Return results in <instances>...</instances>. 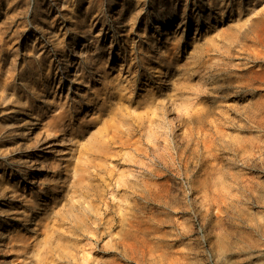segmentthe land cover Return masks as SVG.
<instances>
[{
    "label": "rangeland",
    "instance_id": "rangeland-1",
    "mask_svg": "<svg viewBox=\"0 0 264 264\" xmlns=\"http://www.w3.org/2000/svg\"><path fill=\"white\" fill-rule=\"evenodd\" d=\"M250 69H264V0H0V264L36 262L55 231L33 264H264ZM166 143L181 154L139 201L149 232L73 230L83 209L128 202L135 147ZM82 166L96 175L83 195Z\"/></svg>",
    "mask_w": 264,
    "mask_h": 264
},
{
    "label": "bare ground",
    "instance_id": "bare-ground-1",
    "mask_svg": "<svg viewBox=\"0 0 264 264\" xmlns=\"http://www.w3.org/2000/svg\"><path fill=\"white\" fill-rule=\"evenodd\" d=\"M183 23L180 22V26ZM251 70V69H250ZM249 70V71H250ZM253 70V69H252ZM251 70V71H252ZM251 80H260L262 81L264 79V69L262 70H254L251 72L250 76ZM248 85V84H247ZM246 85L247 89L248 86ZM115 97V96H114ZM119 98V96L117 97ZM116 99V98H115ZM117 101V100H116ZM119 101V100H118ZM113 102V101H112ZM120 102V101H119ZM118 102V103H119ZM115 103V102H114ZM116 104V103H115ZM120 108V105H119ZM122 108V107H121ZM56 110V109H55ZM118 111V110H117ZM119 114L116 115H123V113L121 111L118 112ZM122 113V114H121ZM114 115V113H113ZM247 117L252 118V120L254 122H256L257 124L263 123L264 122V99H262L261 97H258L255 99L254 101V105L252 106V111H248L247 112ZM63 116V115H62ZM115 117V115H114ZM111 118V117H110ZM121 118V116H120ZM123 119V118H122ZM127 124L128 121L126 120ZM101 126H99L101 128V133L103 134L102 136H106V132L108 129L107 125L110 124H103L100 123ZM99 124V125H100ZM131 124V123H130ZM132 125V124H131ZM134 125V124H133ZM86 126V125H85ZM130 127V126H129ZM128 127V128H129ZM84 128V127H83ZM127 128V129H128ZM131 129H134L133 127ZM150 130V129H149ZM158 130V129H156ZM98 132V131H97ZM132 132V131H131ZM149 132V131H148ZM153 133V131H151ZM155 132V131H154ZM48 133V131H47ZM159 133V132H158ZM129 134V133H128ZM132 134V133H131ZM150 134V133H149ZM161 134V133H160ZM160 134L157 135V137L160 136ZM151 135V134H150ZM152 136H155V133L152 134ZM88 137V136H87ZM101 137V136H100ZM190 137V136H188ZM110 138V137H109ZM147 138H149L147 136ZM162 138V137H161ZM105 139V138H104ZM112 139V138H111ZM164 139V138H162ZM154 140L152 139V142ZM164 141H166V139H164ZM149 142V141H148ZM165 143V142H164ZM110 139L106 138L105 140H103L102 145V154L103 156H108L111 154H117L114 153L111 149H110ZM126 144V143H125ZM134 144V143H133ZM146 144V143H145ZM153 144V143H151ZM99 145V147L101 146ZM112 145V144H111ZM124 145V144H123ZM135 145V144H134ZM154 145V144H153ZM153 145H146V147L144 149L139 148V147H135L133 149L134 151V157L130 158V161L132 162L131 164V171H129V175H130V179H125L124 185L127 189V191L129 192V200L128 202H124L126 203L124 207H120V205L116 208V211H113V207L115 206L114 203H110L106 202V204L104 205V207L102 208V212L101 214L97 213L96 210H94L93 208L95 207H90L89 209L85 210L83 209V214L81 215L82 218L84 220H80V221H76L74 219L73 216V225H71V227L73 228V230L75 231H79V232H98V228L101 227L102 225L107 226L106 228L111 229L113 227H115L116 225H118L120 227V229L124 230L125 232H147L149 229V224H148V220L149 217L147 215V213L145 212V210H143V205L140 206L141 204L139 203V201H142L143 203H148L152 197H153V193H152V187H162L165 184V181H159V182H152L151 181V177L152 176H156L158 178H162L163 176V170L166 169V167L169 164V161L171 160V162L174 163V155L173 152L175 153V157L179 158L181 151L176 147H174V151L172 152V149H169V146L167 147V143L166 144H162V147L158 148L153 147ZM112 151V152H111ZM183 151V150H182ZM185 152V151H183ZM180 153V154H179ZM182 156V155H181ZM102 157V156H101ZM110 157V156H109ZM136 158V159H135ZM176 160V159H175ZM179 160V159H178ZM180 161V160H179ZM170 162V163H171ZM184 164V162H183ZM94 167V166H93ZM174 167V166H172ZM176 167V166H175ZM178 167V166H177ZM79 168V167H77ZM89 169L87 168V166H82L79 171H75L78 173H75V179L71 182V188L73 189L74 193H80L83 195V193L85 192V190L87 189V186L89 185V180H91V177L96 176L95 174H93V172L88 171ZM95 170L97 171L98 169L95 168ZM165 174V173H164ZM74 176V175H73ZM107 178V177H106ZM153 178V177H152ZM118 180V179H117ZM116 183L111 184L110 189L108 186L107 190V186L104 189V192L108 191V194L112 195L113 192L117 191L119 189L120 186H122L123 182H121L120 180L117 181ZM89 181V182H88ZM102 186H104V181H101ZM115 182V181H114ZM111 183V182H109ZM106 184V183H105ZM105 187V186H104ZM165 188V187H162ZM159 189V188H158ZM160 190V189H159ZM126 191V190H125ZM158 192V190H156ZM163 191V190H162ZM72 192V193H73ZM107 193V192H106ZM156 193V192H155ZM162 194V193H161ZM160 195V194H159ZM69 196V195H67ZM73 199V196L70 195ZM80 196V195H79ZM97 196V195H96ZM99 197V196H97ZM113 197V196H112ZM158 197V195H157ZM160 198V197H159ZM68 198L66 197V200ZM71 199V200H72ZM112 199V198H111ZM78 200V199H77ZM113 200V199H112ZM111 200V201H112ZM73 202V201H72ZM152 202V201H151ZM150 203V202H149ZM72 204V203H71ZM74 204V203H73ZM8 206V205H7ZM72 206V205H70ZM79 206V205H78ZM69 209V208H68ZM72 209V208H71ZM66 211V210H65ZM69 211V212H68ZM68 213H71L70 210H68ZM138 212H143L144 215H140L141 217H138L137 213ZM63 213V212H62ZM142 213V214H143ZM66 214V213H65ZM140 214V213H139ZM63 215V214H62ZM62 215H60V218L63 220L65 219V217L62 218ZM106 215H109L108 217ZM67 216V215H66ZM69 216V214H68ZM59 217V216H58ZM29 219V218H28ZM27 219V221H28ZM68 219V218H67ZM58 220V219H57ZM69 220V219H68ZM72 220V219H71ZM59 221V220H58ZM70 221V220H69ZM55 222V220H54ZM50 223V222H49ZM61 224L63 222H60ZM65 223V222H64ZM55 223H52L50 225V227L52 228ZM68 224V223H67ZM72 224V223H71ZM48 225V224H46ZM60 225V224H59ZM64 225V224H63ZM62 225V226H63ZM66 225V224H65ZM70 224H68L69 226ZM61 226V227H62ZM117 226V227H118ZM45 227V224H44ZM49 228V227H48ZM55 228V227H54ZM54 228L52 230H54ZM70 228V227H69ZM41 230V229H40ZM59 231V230H58ZM52 232V231H50ZM63 232V231H61ZM72 232V231H71ZM149 232V231H148ZM48 233V232H46ZM20 235V234H18ZM17 235V236H18ZM63 235V234H62ZM24 236V235H23ZM46 236V234H45ZM64 236V235H63ZM51 237H60V234L55 231L50 233V235L45 238V242L46 240H49L46 242V244H48L47 246L44 247H40L38 248V250L35 251V255L36 258L38 257L37 261H44V259H47V254L50 251L49 245L52 242ZM13 238V237H12ZM24 238V237H23ZM28 238V237H27ZM62 238V237H60ZM65 238V237H64ZM63 239V238H62ZM19 242H21V240H19ZM44 243V242H43ZM39 244V243H36ZM41 244V243H40ZM8 245V244H7ZM21 245V243H20ZM5 246V245H4ZM34 246V245H33ZM51 246V245H50ZM38 247V246H37ZM36 247V248H37ZM19 248V244H14L12 243L9 246V252L11 253H17L19 252L20 249ZM26 248V247H25ZM24 248V249H25ZM8 252V251H7ZM8 252V253H9ZM34 252H32L33 254ZM10 254V253H9ZM19 254V253H18ZM31 254V253H30ZM67 256V255H66ZM31 257V256H29ZM34 257V256H33ZM64 257V256H63ZM34 261V259H30V262ZM36 261V262H37ZM35 262V261H34ZM33 262V263H34ZM35 262V263H36ZM8 263V262H6ZM13 263V262H12ZM32 263V264H33ZM21 264V263H20ZM41 264V263H40ZM96 264V263H95Z\"/></svg>",
    "mask_w": 264,
    "mask_h": 264
}]
</instances>
